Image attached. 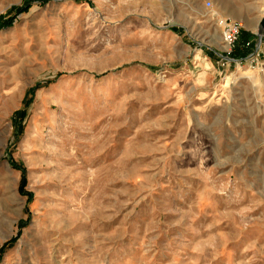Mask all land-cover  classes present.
<instances>
[{
    "label": "rangeland",
    "instance_id": "rangeland-1",
    "mask_svg": "<svg viewBox=\"0 0 264 264\" xmlns=\"http://www.w3.org/2000/svg\"><path fill=\"white\" fill-rule=\"evenodd\" d=\"M263 18L264 0H0V250L21 231L0 264H264Z\"/></svg>",
    "mask_w": 264,
    "mask_h": 264
},
{
    "label": "built area",
    "instance_id": "built-area-1",
    "mask_svg": "<svg viewBox=\"0 0 264 264\" xmlns=\"http://www.w3.org/2000/svg\"><path fill=\"white\" fill-rule=\"evenodd\" d=\"M211 1H207L206 6H211ZM221 32H222V40L226 47H228V51L232 52L235 45L239 42L240 36L244 29V24L242 21L238 20H220ZM251 63L259 62V57L256 54H253L250 57Z\"/></svg>",
    "mask_w": 264,
    "mask_h": 264
},
{
    "label": "trees",
    "instance_id": "trees-1",
    "mask_svg": "<svg viewBox=\"0 0 264 264\" xmlns=\"http://www.w3.org/2000/svg\"><path fill=\"white\" fill-rule=\"evenodd\" d=\"M1 25H0V28H3V27H7V26H10L11 24H12V21H11V19L10 20H8V21H3V22H1L0 23ZM244 45H246V44H244ZM245 47H247V46H245ZM247 48H249V47H247ZM250 50V49H249ZM236 51V50H235ZM249 51L248 52H246V53H244L243 55H244V57H246L247 55H249ZM24 114V111H19V112H17V114H16V119L18 118V117H20L21 118V116ZM22 126H20V129L22 130ZM13 164V166L15 167V168H19V169H21L22 171H23V177H22V180H21V185H20V188L23 190L24 188H25V186H26V174H25V171H24V169H22V168H20V167H18V166H16L14 163H12ZM21 236V231H20V233L17 235V236H15V237H13L9 242H7L2 248H1V250H0V259H1V256H2V254L5 252V250H6V248L8 247V246H10V245H12V244H14L18 239H19V237Z\"/></svg>",
    "mask_w": 264,
    "mask_h": 264
},
{
    "label": "crops",
    "instance_id": "crops-1",
    "mask_svg": "<svg viewBox=\"0 0 264 264\" xmlns=\"http://www.w3.org/2000/svg\"><path fill=\"white\" fill-rule=\"evenodd\" d=\"M248 33H250L249 38L247 39V41H251L252 38V33L250 31H247ZM246 42V41H245ZM242 43H244L243 41H241V43L238 44L236 51H235V57L236 58H244V53L248 52V50L250 48H246L244 45H241Z\"/></svg>",
    "mask_w": 264,
    "mask_h": 264
},
{
    "label": "water",
    "instance_id": "water-1",
    "mask_svg": "<svg viewBox=\"0 0 264 264\" xmlns=\"http://www.w3.org/2000/svg\"><path fill=\"white\" fill-rule=\"evenodd\" d=\"M260 29H261V33H262L263 30H264V18H263V20H262V22H261V27H260ZM261 38H262V35L260 34V40H262Z\"/></svg>",
    "mask_w": 264,
    "mask_h": 264
}]
</instances>
